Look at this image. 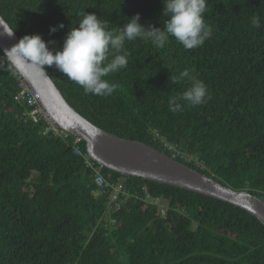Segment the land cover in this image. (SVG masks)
Masks as SVG:
<instances>
[{"label": "trees", "instance_id": "obj_1", "mask_svg": "<svg viewBox=\"0 0 264 264\" xmlns=\"http://www.w3.org/2000/svg\"><path fill=\"white\" fill-rule=\"evenodd\" d=\"M82 12L111 29L137 13L146 29H163L166 19L162 0H0V15L19 39L39 34L54 41L53 52ZM205 18L213 35L192 50L173 37L163 48L125 41L128 64L106 77L117 85L107 97L85 94L55 66L44 70L93 125L262 199L264 0H207ZM185 68L211 99L173 113L169 98L189 82L171 84L170 77ZM17 92L15 70L0 49V264H264V226L254 216L202 194L87 166L84 141L45 132L29 118L32 109L14 100ZM96 171L121 188L108 218L112 186L98 187Z\"/></svg>", "mask_w": 264, "mask_h": 264}, {"label": "clouds", "instance_id": "obj_2", "mask_svg": "<svg viewBox=\"0 0 264 264\" xmlns=\"http://www.w3.org/2000/svg\"><path fill=\"white\" fill-rule=\"evenodd\" d=\"M162 2L163 16L166 17L163 29L151 25L146 29L139 22V13L129 18L122 28L111 29L109 21L98 18L95 13L82 12L78 27L69 30L59 50H50L49 44L54 41L46 42L39 34H33L25 35L5 52L11 54L9 60L13 65L16 60H23L42 70L44 66H55L69 80L80 85L85 94L107 97L114 93L117 85L106 77L125 69L128 64L127 52L123 50L125 41L141 39L156 48H163L173 37L185 50H192L212 37V27L205 18L207 0ZM252 25L256 28L261 26L258 17L252 20ZM63 27V24L50 26V35ZM6 35L12 36L13 32ZM183 80H187L189 86L179 95L169 98L170 112H181L184 105L196 107L211 99L207 86L198 79L194 70L185 68L170 77L171 84Z\"/></svg>", "mask_w": 264, "mask_h": 264}, {"label": "water", "instance_id": "obj_3", "mask_svg": "<svg viewBox=\"0 0 264 264\" xmlns=\"http://www.w3.org/2000/svg\"><path fill=\"white\" fill-rule=\"evenodd\" d=\"M8 36L6 34H11ZM19 38L0 15V49L10 62V49ZM15 59V58H13ZM41 99L62 131L84 141L90 160L123 176L141 178L202 194L245 210L264 226V201L246 190L235 191L176 161L153 147L116 137L77 113L44 70L23 60L10 63Z\"/></svg>", "mask_w": 264, "mask_h": 264}, {"label": "built area", "instance_id": "obj_4", "mask_svg": "<svg viewBox=\"0 0 264 264\" xmlns=\"http://www.w3.org/2000/svg\"><path fill=\"white\" fill-rule=\"evenodd\" d=\"M15 76L17 77L18 81V92L14 95V100L19 104H25L32 109L29 113V118H31V120L35 123L42 122L45 125V132H54L56 134H60L63 138H66L69 134L62 131L61 128L56 124V122L51 118L48 111L43 107L39 94L35 90H33L24 79V77L16 71ZM79 141L80 139L75 137V143ZM162 142L168 150H170L172 153L178 154V151L175 147L164 140H162ZM74 151L77 152V150ZM85 160L87 166L91 168L94 167V163L89 159L87 155H85ZM94 182L100 188H102L103 186H112V192L108 194L109 206L104 211V217L108 218V215H111L119 208V204L118 202H116V200L119 198L118 191L121 190L120 185L107 183L101 176V174H99L97 171L94 175ZM262 200L264 201V196ZM153 202L159 204L160 200L159 198H157ZM110 222H112V220H110Z\"/></svg>", "mask_w": 264, "mask_h": 264}]
</instances>
